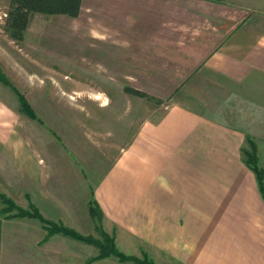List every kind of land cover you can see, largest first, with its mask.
Segmentation results:
<instances>
[{
  "label": "crops",
  "instance_id": "obj_1",
  "mask_svg": "<svg viewBox=\"0 0 264 264\" xmlns=\"http://www.w3.org/2000/svg\"><path fill=\"white\" fill-rule=\"evenodd\" d=\"M121 3L125 15L149 26L145 33L149 37L143 40L129 20L126 27L122 24L128 39L123 49L141 61L130 64L132 71L126 76L144 78L145 86L157 88L160 80L151 78L165 74L169 80L161 87L174 89L175 98L158 120L140 125L96 183L93 193L103 228L111 232L119 251L146 255L156 264H264V200L255 173L243 158L245 129L204 114L192 103L195 97L182 98L184 84L200 69L234 85L264 74V11L239 13L217 0ZM167 15L176 18L170 36ZM169 47L168 74L167 68L152 66L159 61L148 55L163 56ZM174 72L177 79H185L182 84L175 85ZM2 134L5 129H0L1 144ZM10 155L0 157L9 159V168L25 170L17 181L37 184L39 155L25 149ZM2 184L9 188L14 181L8 185L1 176ZM23 185L14 189L25 194ZM37 186L33 195L39 204L49 193L40 195ZM57 242L64 248L63 253L58 251L62 256L58 261L50 249ZM85 245L62 233L47 235L36 218L0 215V264H88ZM241 254L255 255L247 260Z\"/></svg>",
  "mask_w": 264,
  "mask_h": 264
},
{
  "label": "rangeland",
  "instance_id": "obj_2",
  "mask_svg": "<svg viewBox=\"0 0 264 264\" xmlns=\"http://www.w3.org/2000/svg\"><path fill=\"white\" fill-rule=\"evenodd\" d=\"M217 1L232 5L239 13L264 11V0ZM121 2L82 0L77 17L35 13L23 40L17 41L9 36L5 25L9 0H0V72L7 81L0 80V101L3 102L0 129L6 130V135L2 134L5 142L0 143V155L6 157L16 149L37 153L40 163L36 170L37 176L41 177L37 184L32 180L17 181L18 175H24L25 170L9 168V159L0 157V167L7 166L0 169V177L7 184L10 181V185L14 181L10 189L5 184L0 185V215L3 217H27L16 216L20 214L16 208L19 206L28 211L38 210L47 220L59 217L56 223L66 227L70 223L69 228L82 235L101 238V231H104L112 236L98 220L94 187L140 125L147 120H158L175 98L174 89L161 87L169 80L165 74L151 78L160 80L155 83L157 88L151 84L146 87L144 78L126 76L132 71L130 64L141 61L136 53L128 54L129 49H123L127 47L123 45L128 39L122 34V24L126 27L124 24L129 20L143 40L149 37L145 36L149 26L142 25L132 14L125 15L127 12ZM174 19L168 15L165 19L169 24V36L174 29V26L170 27L176 21ZM132 38L139 41L134 34ZM170 51L169 47L163 56L148 55L159 61L152 66L167 68L168 73ZM130 58L134 62L130 63ZM173 74L175 85L182 84L185 79H177L178 75ZM125 85L150 90L149 94L161 102L128 94L123 90ZM17 92L33 110L34 118L22 110ZM182 93L186 100L187 96L195 97L197 101L192 103L204 114L245 129L243 158L247 157L245 152L253 154L254 150L264 184V74L252 75L244 83L234 85L200 69L184 84ZM256 146H259V152ZM16 184H24L25 194L21 189H14ZM37 185L40 195L49 193V197L43 199L45 202L39 203L42 210L33 195L34 192L37 195ZM32 186H35L34 190ZM3 195L16 206L3 202ZM7 205L8 210L1 212ZM41 223L44 226L45 223ZM59 244L50 247L52 256L57 254V261L62 257L58 251L64 250ZM86 244L88 264H138L121 261L113 255L98 258V249L93 244ZM248 255L240 256L248 260ZM137 257L142 259L143 255ZM13 258L10 261H14Z\"/></svg>",
  "mask_w": 264,
  "mask_h": 264
},
{
  "label": "trees",
  "instance_id": "obj_3",
  "mask_svg": "<svg viewBox=\"0 0 264 264\" xmlns=\"http://www.w3.org/2000/svg\"><path fill=\"white\" fill-rule=\"evenodd\" d=\"M81 3L82 0H9L8 9L5 12V25L6 29L9 33V36L12 39L17 41L23 40L24 32L28 27L30 18L35 13H41L46 15H67L70 17H77L81 10ZM0 80L4 83H7L4 75L0 72ZM123 90L131 95L143 97L148 100L154 101L155 103H160L161 99L158 97L149 94L146 91L141 89L125 85ZM18 94L19 102L21 105L22 110L29 115L30 117L34 118L35 114L30 106L27 104L26 100L23 98L21 94ZM250 145L254 149V144L249 140ZM247 157L245 159V163L249 166L251 164V169L255 172L256 180L258 183V188L261 194L262 199L264 200V184L262 182V176L260 175L257 166H256V155L253 150V154L245 152ZM253 159V161L249 160ZM3 202L7 203L8 205H13L9 198L6 196H2ZM98 208L99 215H97L98 220L101 221L102 219V212L99 208L97 202H94ZM8 205L2 211L8 210ZM19 211V215L16 216H27L32 218H37L41 222L45 223L44 227L47 230V235H51L53 233L61 232L65 235H68L76 240L83 241L89 244H93L99 251L97 257L102 258L109 255L116 256L121 261H133L134 263L138 264H156L151 259H149L146 255H143V258H139L135 255H127L123 252L119 251L114 243L113 236H110L108 233L101 231V238H94L90 235H82L77 233L74 229L63 226L58 224L52 220L44 219L38 210L28 211L24 210L23 208L16 206ZM95 258V257H94ZM179 264V263H175Z\"/></svg>",
  "mask_w": 264,
  "mask_h": 264
}]
</instances>
